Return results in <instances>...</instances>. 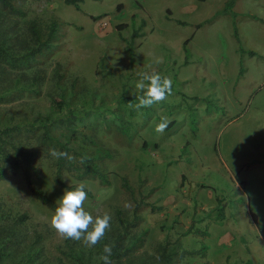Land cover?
Wrapping results in <instances>:
<instances>
[{
	"label": "rangeland",
	"instance_id": "374dc122",
	"mask_svg": "<svg viewBox=\"0 0 264 264\" xmlns=\"http://www.w3.org/2000/svg\"><path fill=\"white\" fill-rule=\"evenodd\" d=\"M185 16L194 17L185 26L175 22ZM121 24L128 27L119 30ZM31 27L42 41L54 30L35 59L27 56L39 44ZM192 32L194 44L182 49ZM0 47V128L35 126L22 142L40 156L33 185L57 204L65 190L53 182L50 150L58 143L41 141L47 126L60 144L111 173L108 186L82 180L91 192L84 208L112 217L99 244L111 246L124 232L118 213L130 220L134 201L142 204L141 220L124 240L136 246L123 264H162L157 249L167 240L188 254L177 264H264V0H83L78 8L15 0L12 10L0 3ZM153 71L172 79V94L137 111L135 84ZM164 117L169 123L159 133ZM66 119L68 127L58 123ZM222 160L246 182L244 192L215 166ZM123 175L131 194L120 187ZM63 179L67 186L81 182L67 172ZM208 186L212 206L203 195ZM53 214L32 197L22 169H7L0 179V264H76L77 257L101 264L96 246L51 227ZM223 234L233 236L223 248L237 246L231 253L219 247Z\"/></svg>",
	"mask_w": 264,
	"mask_h": 264
},
{
	"label": "trees",
	"instance_id": "16d2710c",
	"mask_svg": "<svg viewBox=\"0 0 264 264\" xmlns=\"http://www.w3.org/2000/svg\"><path fill=\"white\" fill-rule=\"evenodd\" d=\"M14 1L15 0H0L1 5L4 8H7L9 10L14 9ZM63 1L66 5H72L76 8H78V5L83 2V0H59ZM104 16H98V17H91L93 21H98ZM127 24H121L118 26L119 30H123L127 28ZM30 31L36 41L39 43L38 46L35 49H32L29 54H27L28 57L31 59H35V57L40 54L43 51V48L48 47L49 39L53 37L54 30L53 28L48 33V38L46 41H42L40 34L36 29L30 28ZM186 42L184 43L183 47L185 48ZM4 51L0 47V55H4ZM252 55V53L250 54ZM26 56V57H27ZM24 58V57H23ZM23 58H19L18 60H22ZM25 59V58H24ZM69 119L66 120H59L58 123L60 125L68 127ZM170 125V124H169ZM69 129V128H68ZM42 135H41V141L42 143H58L57 144V152H66L68 155L74 157V159L69 160L65 157L60 158H54V176H53V182L56 186L68 189L74 188L76 185L67 186L63 179V173L67 172L69 174H72L77 181H82L85 179H91V180H97L101 185L108 186L110 185V176L111 173L105 172L101 166L100 163L97 161L96 158H90L87 157L72 148L68 147L66 144H60L57 139L50 136L48 132L47 126H42ZM35 131V126L25 125V126H19L15 125L12 127H5L0 128V179H2L5 175V172L7 169H10L12 171H17L22 169L23 170V177L25 185L32 195V197L38 201L40 204H42L44 207L51 211H55V207L57 206V203L53 201L41 188H38L33 185L32 178H39L40 173V156L39 154L32 150V149H26L24 145H22V142L26 139V137L29 134H33ZM73 133V132H72ZM83 159V163L80 161ZM120 187L125 192L133 193V188L130 186V183L128 182V178L123 175L120 177ZM87 196H91V192L86 188ZM220 201L217 199V204H219ZM142 204L138 201H134V206L132 210V217L130 220L122 218L121 214L118 213L117 217L120 221V225L123 229V233H119L116 235L111 248H112V255L110 257L112 263L115 264H123L122 262L126 257H129L132 255L133 249L136 246V242L132 243L130 246L125 244V238L127 240L128 231L131 228L136 227V224L138 221L141 220L139 210L141 208ZM149 206V205H148ZM149 208L155 212L159 211L160 209L155 207ZM221 207L219 208V213L221 215ZM250 216L252 218V221L257 225V217L254 213L250 212ZM26 216H22L20 218L21 221H24ZM191 230H194L193 228H190L187 232H190ZM197 234L203 235L202 232L199 230H194ZM129 241V240H128ZM106 243L97 244L95 245L97 248V254L100 257L103 255V247ZM157 251L160 252V261L162 264H177V259L183 258L187 256L188 254L186 252H177L176 247L170 243V241H165L163 246ZM1 255V254H0ZM74 262L76 264H83L80 258H74ZM100 263L103 264V261L100 259ZM124 264H131V262H124Z\"/></svg>",
	"mask_w": 264,
	"mask_h": 264
},
{
	"label": "clouds",
	"instance_id": "9594fccd",
	"mask_svg": "<svg viewBox=\"0 0 264 264\" xmlns=\"http://www.w3.org/2000/svg\"><path fill=\"white\" fill-rule=\"evenodd\" d=\"M155 62H162L161 58H156ZM172 83L173 81L169 76L158 72L141 73L135 84L136 89L141 93V95L135 97L138 101L135 104L137 111L166 100L172 94ZM168 123L166 117L162 118L155 130L163 133ZM50 155L54 158L74 159L68 153L57 152L55 149L50 150ZM80 162L83 163V159ZM86 200L85 182L81 181L74 188L64 190L62 197L57 201L58 204L55 207L50 224L62 238L82 241L86 247H94L104 238L106 230L110 229L112 217L107 212L103 215L93 216L83 206ZM103 253L100 256L103 264H112L110 259L112 255L111 246L105 244Z\"/></svg>",
	"mask_w": 264,
	"mask_h": 264
},
{
	"label": "crops",
	"instance_id": "0c3cea01",
	"mask_svg": "<svg viewBox=\"0 0 264 264\" xmlns=\"http://www.w3.org/2000/svg\"><path fill=\"white\" fill-rule=\"evenodd\" d=\"M160 17L162 18V16H160ZM185 17L187 18V21L178 20V18L175 17V22L177 24L181 25V26H185L187 24V22L188 21H191V18H193L194 16L193 17L192 16H185ZM132 18L134 19L135 17L132 16L131 19ZM200 22L196 23V27H198V25H200L199 24ZM193 25H195V24H193ZM194 35H195V33L192 32L191 37H189V38L186 37L184 40H182V43H181L182 49L184 48L183 45H184L185 42H186L185 47L190 46V44H194L193 43ZM216 68H220V67H216ZM220 70L222 71L223 69H220ZM223 72H225V70ZM253 141L255 143L256 142V138H254ZM257 143L258 142H256L255 144H257ZM257 146H258V144H257ZM210 156H212V154ZM222 162H223V164L216 163L215 166H217V167L220 168L219 171H224L225 172V178H226V180H228V181L231 182V185H232V187H233L234 190H236V191L239 190L240 192H244V190L246 188V182L245 181H242V180H239L238 177L235 176V174L232 171V169L229 168V165L224 160H222ZM206 192L207 193H204L203 195L205 196V194H206V196L208 198V201H209V206H212L214 204V198H213L212 189L209 187V188L206 189ZM226 235L228 236V238H226L228 240H224L223 239ZM263 236H264V234H263ZM231 238L229 237V234H223V236L221 237L220 242H219V247H221V249H223L225 247V245H228V243L230 244L231 243ZM236 247L237 246H232L231 245V246H228V248L223 249V251L230 252L231 253V250H235Z\"/></svg>",
	"mask_w": 264,
	"mask_h": 264
}]
</instances>
